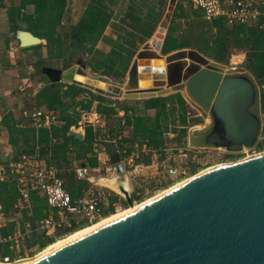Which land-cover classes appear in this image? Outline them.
<instances>
[{"label":"water","instance_id":"1","mask_svg":"<svg viewBox=\"0 0 264 264\" xmlns=\"http://www.w3.org/2000/svg\"><path fill=\"white\" fill-rule=\"evenodd\" d=\"M176 4L170 1L125 84L89 75L81 59L66 70L48 68L47 78L113 99L141 101L182 93L207 120L188 132L191 149L237 154L256 147L263 119L259 85L251 73L236 65L227 68L192 49L162 54ZM17 39L20 48L43 42L27 31H19ZM70 134L84 139L74 130ZM104 146L112 164L120 163L116 143ZM116 180L115 192L133 207L127 175ZM14 264H264V154L196 174L129 214Z\"/></svg>","mask_w":264,"mask_h":264},{"label":"trees","instance_id":"2","mask_svg":"<svg viewBox=\"0 0 264 264\" xmlns=\"http://www.w3.org/2000/svg\"><path fill=\"white\" fill-rule=\"evenodd\" d=\"M118 1L91 0L78 22L69 25L72 9L70 3L67 4V0H8V5L0 0V9L6 12L3 26L0 19L3 47L5 50L16 44L20 47L17 34L19 31H27L46 41L45 45L40 44L34 48L37 50L46 46L49 60L58 62L67 57L74 60L80 50H87L86 46H89L91 51L102 39L106 26L113 19L110 6L116 5ZM154 1L156 2L144 16L135 0L128 3L123 15L111 26L118 34L117 37L106 39L111 50L108 53L95 51L94 60L87 63L94 73L115 78L125 76L137 53L138 42H147L165 15L168 0ZM187 5L186 7L180 0L177 2L162 54L168 55L178 50L192 49L200 51L206 58L227 64L229 59L226 57V38L233 36L239 39L234 44L235 49L242 50L244 42L249 53L247 70L255 76L257 82H260L264 78V35L253 25L227 27L224 18L208 21L191 2ZM179 21H185L188 25L185 34L178 32ZM196 25L199 26L195 28ZM193 28L200 33L197 34ZM74 36L77 42H73ZM21 49L27 51L30 48ZM70 66L72 64L60 67L53 63L50 69L66 70ZM43 80L46 82L45 86L35 97L38 109L44 106L43 111L47 115L42 118L43 125L38 129H21L20 126L25 125L27 121L29 124V118L25 121V118L15 117L14 107L3 115L0 124L8 130L9 144L15 149L13 160L24 154H34L37 149L40 159L44 160L48 167L61 172L65 189L73 199L82 197L85 192L93 188L88 180L76 179L75 166L86 165L89 169L98 168L99 160L94 148L101 149L106 140L115 142L119 151L122 150V160L130 157L135 146L139 149L147 148L150 154L142 160L138 159L137 164L149 165L155 153L164 152L166 148L173 151L168 146L169 143H180L185 147L188 130L201 121L197 115H192L193 109L180 93L143 101H119L75 84L66 82L54 84L47 77ZM140 103L142 106H139ZM120 111L123 112V116L118 119ZM150 111H154L153 116L150 115ZM93 112L102 122L95 126L82 123L83 114ZM46 117L50 120L48 126ZM81 124L85 131L83 140L70 134L72 127L79 128ZM127 129L130 130L129 137L124 136ZM170 134L174 135L171 139ZM124 144L129 146L125 147ZM187 155L186 159L189 158ZM138 193L139 191H135L132 195L133 203L139 200ZM107 194V205H103L104 218L114 214L117 205L125 207L128 205L116 193ZM17 199L16 182L13 179L0 180L1 211L7 220L13 218L17 212L14 209ZM31 200L33 216L26 217V220L35 225L36 221L47 217L50 210L46 199L38 193H32ZM79 220L66 231H62L63 237L87 227L84 220ZM14 230L15 223L11 222L8 229H4L3 232ZM54 242L55 240L46 235H39L35 230L23 243L21 256L27 255L23 251L25 249L37 248V251L41 252ZM1 254L10 255L11 251L6 247Z\"/></svg>","mask_w":264,"mask_h":264},{"label":"rangeland","instance_id":"3","mask_svg":"<svg viewBox=\"0 0 264 264\" xmlns=\"http://www.w3.org/2000/svg\"><path fill=\"white\" fill-rule=\"evenodd\" d=\"M91 0H67V4L70 3V8L72 9L71 12V21L69 25H75L78 20L80 19L81 15L83 14L84 10L86 9V6L89 4ZM130 1L134 0H119L116 5L110 6V9L112 11V21L109 28L105 31V37L102 38L93 48V50L89 51V47L86 46L87 50L78 52L76 56L74 57V60H71L69 57H67L65 60H60L58 62H53L49 60V54L47 51V47L43 46L41 49H35L34 47H30L29 50H22L18 44L13 45L9 49L5 50L3 47V41L2 37L0 35V96L7 94L8 96H14V109H15V117L17 118H30L31 114L35 112L39 107L36 105L35 97L36 93L42 89L45 86V81L41 76L44 74V72L50 68L53 63L60 67H66L70 64L76 63L78 59H81L83 63L87 65V63L94 60L95 51H102L104 53H108L111 50V47L107 43V37H111L115 39L117 37V33L112 29V24L116 22V20L123 15V11L126 10V7ZM136 4L138 5L140 12L144 16L147 11L154 5L156 1L149 0L145 2L144 0H135ZM171 0H168V5L166 7V13L168 12L169 4ZM179 1V0H178ZM177 1V2H178ZM185 3V6L187 7L188 2H191V0H180ZM3 4L5 3L8 5V0H2ZM72 2V3H71ZM5 10L2 11L0 9V19L2 20V26L4 25V14ZM164 15V17H165ZM163 17V18H164ZM163 20V19H162ZM200 25V24H199ZM199 25H196L195 28ZM159 27V26H158ZM157 27V29H158ZM188 25L185 21H179L178 24V32L185 34L186 29ZM193 28V30L195 29ZM156 29V31H157ZM155 31V32H156ZM195 31H197L195 29ZM200 32L197 31V34ZM214 35L216 36L215 32ZM153 37V36H152ZM151 37V38H152ZM106 38V39H105ZM150 38V39H151ZM150 39L145 43L138 42L137 44V53H139L140 50H142L145 45L150 41ZM106 40V41H105ZM239 41V39H236L235 37H228L226 38V45H227V54L226 57L229 59L228 64H223L227 66V68H232L236 65V67H242L247 70V61H248V49L245 47V44L243 42V49L238 50L234 48V44ZM74 42V41H73ZM46 41L43 40L41 45H45ZM199 53H201L198 50H195ZM136 52V50H135ZM202 54V53H201ZM134 56L130 67L136 57ZM206 57V56H205ZM211 61H214L210 58H208ZM216 62V61H214ZM219 63V62H217ZM88 67V65H87ZM129 67V69H130ZM62 69V68H61ZM129 71V70H128ZM128 71L126 72L125 76L123 78H115V77H108L111 80H113L116 83H126L127 81V75ZM249 73H251L249 70H247ZM41 72H43L41 74ZM87 72L89 75H99L103 76L99 73H94L89 67L87 69ZM252 74V73H251ZM253 75V74H252ZM254 76V75H253ZM36 77H41L42 84L40 81L36 82ZM255 77V76H254ZM24 78H31L32 81L28 82L29 79H26L28 81H25ZM41 83V84H40ZM176 94V93H175ZM172 94V95H175ZM183 97L184 95L180 93ZM2 97V96H1ZM185 99V97H184ZM6 100V99H5ZM119 101H131V100H123V99H117ZM186 100V99H185ZM12 98H9V103H11ZM143 101V100H141ZM187 104L190 106V108L193 109L192 115H197L201 121L198 122L199 124L194 125L191 127L188 132L191 129L197 128V127H203L207 120L204 119L202 116V113L197 110L195 107H193L187 100ZM139 106H142L140 103ZM138 106V107H139ZM44 108V106L40 107ZM46 111V109H44ZM9 111V110H8ZM47 112V111H46ZM7 112L4 111L1 113V115L6 114ZM150 115H154V111H150ZM123 116V112H119V115L117 118H121ZM28 123V121H27ZM124 136H130V130L127 129ZM174 135L170 134L169 138H173ZM188 133L186 136V145L183 147L180 143H169V147L173 149V151L165 150L164 152H157L152 157L151 163L149 165L145 164H137L138 159L142 160V158L147 157L148 154H150V150H148L145 147H142L139 149L137 146H135L133 153L130 155V157L124 161V165L126 166L127 170L129 171V190L131 199L132 195L135 193V191H139L137 196H139V200L134 201L133 206L141 205L142 203L148 201L149 199H152L156 196H158L163 191H166L170 189L171 187L177 185L178 183H181L185 180H188L195 176L196 174H199L203 171H207L208 169H211L216 166L226 165V164H232L236 163L238 161H242L248 159L251 156L263 154L264 151L259 147L256 146L252 149H243L241 153L237 154H229L225 149H191L188 145ZM121 143H118L120 145ZM258 145V144H257ZM125 147H128L129 145H125ZM95 153L97 154V158L99 160V166L105 167L108 162H103L99 159L100 152H103L100 148H94ZM185 150V151H184ZM122 150H120L121 152ZM176 151V152H175ZM187 152V154H183ZM189 156V158H184L185 156ZM109 165V164H108ZM165 166V167H164ZM111 174L104 172L101 170V172H93L90 170L89 175L91 177H94L95 182L90 183L93 185V187H96L99 189L100 193H102L105 198L108 196L107 193L113 192L116 193L115 190H112L110 188H107L103 186L99 181L101 179H111ZM7 179H12L11 177H7ZM117 194V193H116ZM118 195V194H117ZM121 197V196H120ZM122 198V197H121ZM107 205V201L105 203ZM131 208L130 206L126 205H117L114 214L122 213L125 210H128ZM112 215H109L105 218H108ZM103 218V219H105ZM81 221V219L79 220ZM96 224V223H95ZM94 225V224H93ZM87 227L92 225H87ZM86 228V227H85ZM61 232V233H60ZM75 232L74 234H76ZM63 232L58 231L57 233L53 234L52 236L57 239L58 242L60 240H64L65 238H68L72 235L63 237ZM63 237V238H61ZM61 238V239H60ZM54 242V243H55ZM53 245V244H52ZM51 246V245H50ZM49 247V246H48ZM27 255L25 257L21 256V259L19 260H28L35 258L40 252L37 251V248H33L30 250H23Z\"/></svg>","mask_w":264,"mask_h":264},{"label":"built area","instance_id":"4","mask_svg":"<svg viewBox=\"0 0 264 264\" xmlns=\"http://www.w3.org/2000/svg\"><path fill=\"white\" fill-rule=\"evenodd\" d=\"M191 3L208 21L224 18L227 27L253 25L264 35V0H191ZM258 85L263 119V130L258 146L264 151V78L258 82ZM45 116L47 115L42 109L35 110L29 118V125L35 128L41 127L42 118ZM48 120L47 118L46 123L50 122ZM82 123L92 122L82 121ZM72 129L78 128L72 127ZM79 129H84L82 124ZM123 163H118L116 168L108 165L105 171L111 173L116 170L119 174L127 175L129 172ZM90 170L87 166L76 165L74 168L76 179L88 180L92 183ZM7 177H11L16 182L18 199L14 209L17 212L13 218L7 220L0 205V264H14L20 261L23 243L35 230L44 231V235L57 241L52 235L58 231H66L79 219L84 220L87 225H93L104 218L103 205L106 203V198L102 193L96 192L93 187L82 197L73 199L65 189L61 172L48 167L35 153L24 154L8 164L0 161V180L4 181ZM32 193L44 197L50 210L49 215L36 221L35 225L26 220V217L33 216ZM11 222L15 223V230L4 233V229H8ZM6 247L10 249L11 254L4 256L1 253Z\"/></svg>","mask_w":264,"mask_h":264},{"label":"crops","instance_id":"5","mask_svg":"<svg viewBox=\"0 0 264 264\" xmlns=\"http://www.w3.org/2000/svg\"><path fill=\"white\" fill-rule=\"evenodd\" d=\"M178 1V0H177ZM111 25V22L106 26V28H105V31L109 28V26ZM105 31H104V33H103V37L102 38H104L105 37ZM217 30H215V32H216ZM155 34V33H154ZM153 34V35H154ZM108 38V37H107ZM106 39V38H105ZM106 41V40H105ZM89 47V46H88ZM25 79V81H28V80H26V79H29V78H24ZM32 81V79L30 78L29 79V81L28 82H31ZM35 81L36 82H38V81H40L42 84H44V82H42V78L41 77H36V79H35ZM40 83V84H41ZM37 94V93H36ZM2 96V97H1ZM0 96V123H1V119H2V117H3V115H1V113L2 112H4V111H6V112H8V110L10 109V108H13V106L15 105L14 104V96H8L7 94H4V95H1ZM9 98H12V101H11V103H9L8 101H9ZM6 99V100H5ZM97 119V120H96ZM49 121V120H48ZM86 121H90V122H92V123H90V124H92V125H97L101 120H100V118H99V116L95 113V112H93V113H84L83 114V122H86ZM102 122V121H101ZM49 123L50 122H48V123H46V125L48 126L49 125ZM29 124L28 123H25V125H23V126H20V128L21 129H28V128H35V127H32V126H28ZM36 129H38V128H36ZM71 130H74V131H76V132H78V133H81L83 136H84V134H85V131H84V129H72L71 128ZM105 142H113V141H108V140H106ZM115 143V142H114ZM117 146V145H116ZM14 148H12V146L9 144V133H8V130L5 128V127H3L1 124H0V161L3 163V164H8V163H10L11 161H13V158H14ZM101 150L103 151V152H100V154H99V159L101 160V161H103V162H108V164L109 165H112L114 168H116V165L117 164H112V159H111V155L107 152V150H106V147L103 145L102 146V148H101ZM117 151H118V153L120 154V156H121V152L119 151V149H118V147H117ZM35 154H37V155H39V151L36 149L35 150ZM44 161V160H43ZM45 162V161H44ZM121 162L123 163L124 161L122 160V156H121ZM108 164H106V166L105 167H102L101 165L98 167V168H95V169H91L93 172H101V170L102 171H104V172H106L105 171V169H106V167L108 166ZM124 164V163H123ZM128 171V170H127ZM129 172V171H128ZM111 173H113V174H111V179L112 178H118L119 177V174H118V171H116V170H114L113 172H111ZM129 174L130 173H128L127 174V178H128V181L130 180L129 178ZM91 179L93 180L92 181V183L93 182H95V180H94V177H91ZM102 180V179H101ZM108 180V179H107ZM108 181H110V182H115V181H117V180H108ZM91 182V181H90ZM100 182V181H99ZM130 182V181H129ZM101 183V182H100ZM94 190L96 191V192H98L99 191V189L98 188H96V187H94ZM100 192V191H99Z\"/></svg>","mask_w":264,"mask_h":264},{"label":"bare ground","instance_id":"6","mask_svg":"<svg viewBox=\"0 0 264 264\" xmlns=\"http://www.w3.org/2000/svg\"><path fill=\"white\" fill-rule=\"evenodd\" d=\"M143 87H145V88H149V87H150V84H149V83H144ZM261 154H262V153H261ZM263 154H264V153H263ZM250 158H251V157H249L248 159H250ZM245 160H246V158H245ZM226 165H229V164H226ZM226 165L216 166V167H213V168H211V169H214V168H217V167L226 166ZM208 170H210V169H208ZM113 179L116 180V178H112V179H108V180H113ZM190 179H191V178H190ZM108 180H107V179H102V180H100V182H101V184H102L103 186H105V187H107V188H110V189H112V190H116L115 188H116L117 181H115V182L112 183V182H110V181H108ZM188 180H189V179H188ZM188 180H185V181H183V182H181V183H178L177 185L171 187L170 189H173V188H175V187H178L179 185L185 183V182L188 181ZM170 189H168V190H170ZM168 190H166V191H168ZM166 191H163L162 193H165ZM162 193H160L159 195H161ZM159 195H158V196H159ZM156 197H157V196H156ZM154 198H155V197H154ZM154 198H152V199H154ZM152 199H149L148 201H150V200H152ZM148 201H146V202H148ZM146 202L142 203L141 205L145 204ZM141 205L133 206V207L129 208L128 210H125V211L122 212V213H118V214L112 215V216H110V217H108V218H105V219L101 220L99 223H96V224H94V225H92V226L86 227V228H84V229L78 231L76 234H74V235H72V236H70V237H68V238H65L64 240H60V241H58V242H55L53 245L47 247L44 251H42L40 254H38V255H37L35 258H33V259H36V258L42 256L43 254H45V253H47V252L53 250L55 247L61 245L62 243H65L66 241H69V240L74 239V238H76V237H78V236H81V235L85 234L86 232H88V231H90V230H93L94 228L99 227L100 225H103V224H105V223H107V222H109V221L115 220V219H117L118 217H121V216H123V215L129 214V213L135 211V210H136L137 208H139Z\"/></svg>","mask_w":264,"mask_h":264},{"label":"flooded vegetation","instance_id":"7","mask_svg":"<svg viewBox=\"0 0 264 264\" xmlns=\"http://www.w3.org/2000/svg\"><path fill=\"white\" fill-rule=\"evenodd\" d=\"M76 42H77V41H76ZM78 60H79V59H78ZM75 64H76V63L72 64V66L75 65ZM85 64H86V63H85ZM72 66H70V67H72ZM70 67H69V68H70ZM57 69H59V68H57ZM62 70H63V69H62ZM46 71H47V70H46ZM46 71L44 72V74H42L43 72H41V74L43 75V76H41L42 78L47 77V76H46ZM256 146H258V145H256ZM229 154H231V153H229Z\"/></svg>","mask_w":264,"mask_h":264}]
</instances>
